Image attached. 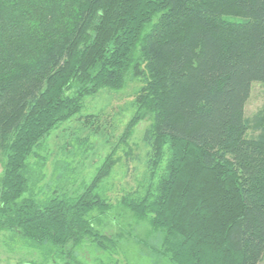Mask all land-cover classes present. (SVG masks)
<instances>
[{"label":"trees","instance_id":"16d2710c","mask_svg":"<svg viewBox=\"0 0 264 264\" xmlns=\"http://www.w3.org/2000/svg\"><path fill=\"white\" fill-rule=\"evenodd\" d=\"M130 75L144 84L121 142L151 120L154 182L117 204L144 236L108 230L116 149L81 192L41 200L31 187L41 141ZM255 81L264 0H0V230L62 264L85 249L119 264L122 240L171 264H264V106L245 114Z\"/></svg>","mask_w":264,"mask_h":264},{"label":"rangeland","instance_id":"374dc122","mask_svg":"<svg viewBox=\"0 0 264 264\" xmlns=\"http://www.w3.org/2000/svg\"><path fill=\"white\" fill-rule=\"evenodd\" d=\"M143 84L140 77L130 75L121 89L104 88L87 96L79 114L59 124L41 141L30 158L31 187L36 197L45 200L59 192L83 191L108 154L116 149L113 171L106 179L105 187L109 200L114 204L111 215L117 219L108 230L116 233L134 223L131 215L123 212L120 216L118 212H122V206L117 203L124 194H144L154 182L149 165V147L144 140L151 120L148 117L141 119L125 143L121 142V136L138 109L136 98ZM263 106L264 82L255 81L245 105L246 116H253ZM249 133L253 134L251 130ZM1 158L0 174L3 168ZM164 165L165 162L162 167ZM139 225L134 226L141 229L144 236L147 227ZM77 254L83 264H105L110 260L107 255L94 254L88 249ZM112 259L119 264H171L150 256L137 242L130 240H122ZM22 262L62 264L60 258L46 257L18 233L0 230V264Z\"/></svg>","mask_w":264,"mask_h":264}]
</instances>
